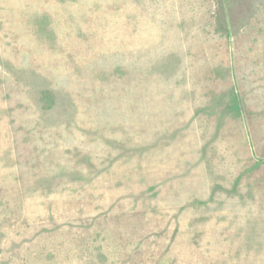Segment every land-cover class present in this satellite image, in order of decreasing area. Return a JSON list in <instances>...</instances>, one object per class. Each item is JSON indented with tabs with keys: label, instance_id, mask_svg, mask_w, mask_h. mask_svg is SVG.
Returning <instances> with one entry per match:
<instances>
[{
	"label": "rangeland",
	"instance_id": "1",
	"mask_svg": "<svg viewBox=\"0 0 264 264\" xmlns=\"http://www.w3.org/2000/svg\"><path fill=\"white\" fill-rule=\"evenodd\" d=\"M0 264H264V0H0Z\"/></svg>",
	"mask_w": 264,
	"mask_h": 264
}]
</instances>
